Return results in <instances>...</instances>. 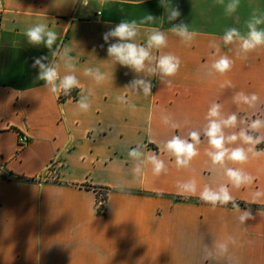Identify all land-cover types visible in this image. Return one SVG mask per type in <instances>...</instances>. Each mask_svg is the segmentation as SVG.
Returning <instances> with one entry per match:
<instances>
[{
    "label": "crops",
    "instance_id": "1",
    "mask_svg": "<svg viewBox=\"0 0 264 264\" xmlns=\"http://www.w3.org/2000/svg\"><path fill=\"white\" fill-rule=\"evenodd\" d=\"M171 3L181 15L169 23L160 0H88L86 7L83 0H0V264H207L204 245L229 235L237 240L231 264H264V200L250 204L251 192L264 190V156L229 165L256 177L252 186L232 189L236 201L245 203H238L241 210L250 208L255 217L241 225L231 205L213 208L198 195L178 194L177 181L195 178L202 187L225 178L205 156L206 143L190 168L177 169L163 151L171 130L160 120V109H166L177 121L189 117L199 127L213 100L224 104L226 113L236 111L235 91L255 92L264 100V48L245 58L237 54V44H221L219 53L209 47L226 28L245 31L252 12H264V0H240L231 17L215 0ZM145 14L164 17L168 46L160 53L181 60L170 86L152 78L148 97L124 88L137 74L119 64L113 68L102 39L121 20ZM181 21L198 32L191 46L168 31ZM38 22L73 48L83 90L93 93L87 113L77 108L82 89L57 99L36 78L33 58L51 59L47 48L30 45L24 36ZM149 26H141L138 43L146 44ZM219 55L231 58L233 67L224 75L210 74ZM87 66L113 72V81L94 84L82 74ZM226 80L235 87L221 88ZM133 103L135 110L128 106ZM241 114L253 116L246 109ZM20 134L27 138L24 145L18 144ZM137 142L164 159L166 174L154 177L150 168L139 178L129 174L127 150ZM56 157L60 163L48 169ZM118 180L127 183L125 192L114 190ZM87 184L108 189L104 214L96 212V191Z\"/></svg>",
    "mask_w": 264,
    "mask_h": 264
},
{
    "label": "clouds",
    "instance_id": "2",
    "mask_svg": "<svg viewBox=\"0 0 264 264\" xmlns=\"http://www.w3.org/2000/svg\"><path fill=\"white\" fill-rule=\"evenodd\" d=\"M215 2L223 7L224 14L229 17L240 7V0H215ZM83 4L86 7L88 0H83ZM160 4L165 10L167 22L170 23L180 17L179 6H173L171 0H160ZM164 23V17L157 18L145 14L139 20H121L102 34L104 43L108 45L106 51L108 58H111L112 67L119 64L137 74L136 78L124 86L133 95L151 96L153 77L159 79L161 83L167 82L170 86L172 81L169 78L174 77L179 71L181 60L178 56L170 52L160 53L161 49L168 46V36L162 31ZM157 24L159 26H152ZM142 25H150L145 29L146 44L137 42L141 36ZM262 25H264V12L254 10L244 22L245 31L236 27L226 28L219 41H210L209 47L219 53L221 44L224 46L237 44V54L246 58L250 53L264 48ZM168 31L186 46H191L198 36V32L190 30V26L183 21L174 24ZM24 36L30 45H43L51 54V59L48 56L33 58L32 67L38 68L36 78L43 81V88L57 99L61 95L70 96L73 89H82L77 108L82 113L90 111L93 93L91 90L84 92L77 75L79 61L71 55L73 48L64 44L62 35L47 23L38 22L26 28ZM110 40L115 42L109 43ZM233 64L234 61L227 55H219L210 65V74L224 75L231 71ZM82 74L96 85L113 81V72L111 74L104 72L100 67H84ZM234 87L231 81L227 80L221 84V88ZM117 100L123 101L124 97L118 96ZM231 103L237 110L226 113L224 104L218 100L211 101L204 116V123L199 127H193L189 117L177 121L166 109H160L161 123L171 130L170 137L162 142V148L164 153L174 160L177 169H188L193 159L200 155V145L206 143L208 147L205 149V156L213 169L220 170L225 182L215 185L206 183L201 187L195 178H191L177 181V192L186 198L198 195L202 202L213 208L218 205L225 207L231 205L239 213L237 217L239 223L244 225L246 221L255 217L250 208L241 210L232 194V189L250 187L256 177L245 171L243 167L229 165H244L250 160L264 156V148L257 147L264 144V100H261L255 92L246 93L241 90L233 93ZM128 106L133 110L136 108L134 103ZM243 109L253 113V116L242 115ZM177 130H180V134ZM127 156L131 161L129 174L133 178L145 175L147 168L151 169L154 177H160L168 171L164 159L156 152L148 150L143 142H137L135 147H129ZM127 187V183L122 180L113 184L114 190L120 192H125ZM261 200H264V190H253L250 194V204H257ZM236 243V238L231 235L224 239L213 240L210 246L204 245V260L207 264H217V261L225 259L231 264L230 248Z\"/></svg>",
    "mask_w": 264,
    "mask_h": 264
},
{
    "label": "trees",
    "instance_id": "3",
    "mask_svg": "<svg viewBox=\"0 0 264 264\" xmlns=\"http://www.w3.org/2000/svg\"><path fill=\"white\" fill-rule=\"evenodd\" d=\"M85 186L93 188L96 191V195H97L96 212L98 214H104V212H105V200L107 197V190L108 189L106 187L92 186L89 184H87ZM237 203H240L241 205H245V203H243V202H237Z\"/></svg>",
    "mask_w": 264,
    "mask_h": 264
},
{
    "label": "built area",
    "instance_id": "4",
    "mask_svg": "<svg viewBox=\"0 0 264 264\" xmlns=\"http://www.w3.org/2000/svg\"><path fill=\"white\" fill-rule=\"evenodd\" d=\"M1 13V12H0ZM75 89H73L72 93L70 96H64V95H61L60 97H74L75 95ZM27 142V138L24 134H20L18 135V144L19 145H24L25 143ZM60 163V159L58 157L52 159L49 163V165L47 166L48 169H51L53 168L56 164H59Z\"/></svg>",
    "mask_w": 264,
    "mask_h": 264
},
{
    "label": "rangeland",
    "instance_id": "5",
    "mask_svg": "<svg viewBox=\"0 0 264 264\" xmlns=\"http://www.w3.org/2000/svg\"><path fill=\"white\" fill-rule=\"evenodd\" d=\"M54 176H56V174L53 173Z\"/></svg>",
    "mask_w": 264,
    "mask_h": 264
}]
</instances>
